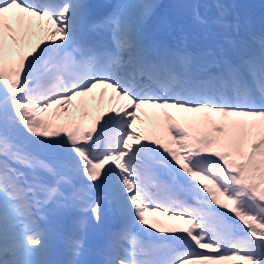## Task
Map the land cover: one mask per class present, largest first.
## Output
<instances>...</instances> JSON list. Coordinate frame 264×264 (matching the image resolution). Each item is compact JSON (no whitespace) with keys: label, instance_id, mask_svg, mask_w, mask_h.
Segmentation results:
<instances>
[{"label":"snow or ice","instance_id":"6c2138e0","mask_svg":"<svg viewBox=\"0 0 264 264\" xmlns=\"http://www.w3.org/2000/svg\"><path fill=\"white\" fill-rule=\"evenodd\" d=\"M156 6L0 0V264H46L50 217L100 223L101 186L120 216L103 264H264V37L216 0L194 6L215 45L170 47Z\"/></svg>","mask_w":264,"mask_h":264},{"label":"bare ground","instance_id":"6f19581e","mask_svg":"<svg viewBox=\"0 0 264 264\" xmlns=\"http://www.w3.org/2000/svg\"><path fill=\"white\" fill-rule=\"evenodd\" d=\"M93 1L96 3L99 2L100 5H102L100 7L102 8L106 6L105 12H108L109 10L111 11L112 8L115 6V2L116 4H124L125 2L126 5H129L128 2L123 1V0H108V1L91 0V3H93ZM167 1L168 0H165V3ZM190 1L191 0H184L183 2H181V4L177 1L180 6L177 8L176 12H174V10L171 11L170 17L173 20V18L176 15L178 20L181 21V22L179 21L180 22L179 24L181 27L180 28L166 27L168 26V24L161 22L159 18L157 17L156 20L159 21L160 23L156 24L157 22H155L154 25H152L149 30L150 31L149 33L153 36V38H156V40L164 44H167V45H169L170 43L177 42L179 43L178 46L181 44L183 45L186 44L190 46V45H196V44H191V43L187 44L186 42H182V43L179 42L180 40H183V37L181 36V34H185L187 36L190 34H195L196 36H199V37L200 36L202 37L205 34L207 35L208 33H206L201 28V26L196 22V20H192L188 17L189 16L188 12H190V9H191L189 7ZM102 14L103 12H100V11L97 13H93V19H98L104 16ZM218 33H219V29H217L216 27H212L210 29V34H212L211 35L212 37L211 38L209 37V39L211 40L200 42V45L209 44L208 47L214 46L218 39ZM187 39L188 37L185 40ZM211 42H213V44ZM87 107L90 112H93L95 114L96 106L94 102L89 101ZM102 110L104 111L107 110L106 102L102 106ZM77 115L79 116L80 114L77 113ZM148 119H149L148 117H145L146 122ZM87 121H90V117L85 118L84 122L86 123ZM105 189L107 190L106 187ZM97 194L100 195L99 193ZM102 196L104 197V199L101 200V222L97 223L92 218L91 213H88L86 217L87 219L86 224H85L83 231H78L74 224V220L76 219L78 215H80L74 211L66 212V215L70 216V219H71L70 225L74 226V230H72L73 232L72 235H70L68 232H63L62 227L61 228L59 227L61 216L64 217L65 216L64 214L59 215V216L50 217L49 221L46 224H44L46 235H47L45 249L40 255L35 256L32 259L44 261L46 262V264H68V262L71 259H73V257H71L68 253V241L72 237L82 236L83 240H82V248L80 250V255L78 257H75L77 264H88V261L91 258L94 259V264H103L105 245L108 240V237L113 232V230H111L113 229L112 224H114V222L120 221V216L119 214H116L112 211V206L115 202L112 201L110 194H106ZM89 216L92 218L93 223H90ZM160 219L164 220L167 224L178 223L177 221H169L167 220L166 217H160ZM100 233H102V238L99 236ZM9 243H11V237L9 238Z\"/></svg>","mask_w":264,"mask_h":264},{"label":"rangeland","instance_id":"374dc122","mask_svg":"<svg viewBox=\"0 0 264 264\" xmlns=\"http://www.w3.org/2000/svg\"><path fill=\"white\" fill-rule=\"evenodd\" d=\"M123 1H126L129 3V13L135 18L136 16L139 15V10L137 8L134 7L135 4H137L139 2V0H123ZM158 0H149V2H152L154 4L157 3ZM181 4V2H183L182 0H168L166 3H165V0H164V4H162L160 7H159V10L157 12H159V20L165 24H168V26L166 27H169V28H180V20H178L177 16L175 15V17L172 18L170 17V14H171V11L174 10V12L177 11V8L180 6L178 4V2ZM223 3L226 4V0H222ZM215 3H216V0H191L190 1V5L189 7L191 8L190 9V12H188V17L192 20H195L194 19V6L198 5L199 8V12H200V15L203 16V17H206L208 19H212L216 16V13H217V9L215 7ZM125 4V2H124ZM165 5V6H164ZM178 5V6H177ZM176 7V9H175ZM191 13V15H190ZM191 16V17H190ZM231 17V18H230ZM230 17H227V19H229L230 21H238L240 26L243 27L245 30L249 31L252 29V32L254 31V34L253 36H255L256 38H260V37H264L262 36V34L264 33V13L263 15H261L260 13H257V14H249V13H236V12H233L231 13ZM180 21V22H179ZM160 22L157 21L156 24H159ZM212 27H215V26H212ZM211 27V28H212ZM180 34V33H179ZM210 36H209V35ZM205 37L204 36H196L195 34H190V35H185V34H181V36L183 37V40H180L179 42H186L187 44H190V43H196V45H200V42H204V41H209L211 39H209V37L211 38L212 34H210V32L208 33ZM188 37L187 40H185L186 38ZM213 44V42H211ZM179 44V43H178ZM249 46L252 50L254 51H258V46L253 44L251 40H249ZM90 121H87L86 123H89ZM65 216L67 217H70L68 215H66V213H64ZM65 216H61V221H60V228L62 227V230H64V226H63V220L65 219ZM63 218V219H62ZM87 220V219H86ZM89 220H90V223H92V218L89 216ZM59 225V224H58ZM8 258H11V255L9 254V257Z\"/></svg>","mask_w":264,"mask_h":264},{"label":"trees","instance_id":"16d2710c","mask_svg":"<svg viewBox=\"0 0 264 264\" xmlns=\"http://www.w3.org/2000/svg\"><path fill=\"white\" fill-rule=\"evenodd\" d=\"M226 5L229 7L230 15L233 12L252 14L256 11H264V0H226Z\"/></svg>","mask_w":264,"mask_h":264},{"label":"water","instance_id":"95a60500","mask_svg":"<svg viewBox=\"0 0 264 264\" xmlns=\"http://www.w3.org/2000/svg\"><path fill=\"white\" fill-rule=\"evenodd\" d=\"M64 224H65V225L69 224V219H68V218H67L66 220H64ZM92 262H93V261H90V264H93Z\"/></svg>","mask_w":264,"mask_h":264}]
</instances>
